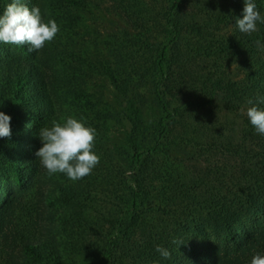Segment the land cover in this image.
<instances>
[{
    "label": "trees",
    "instance_id": "1",
    "mask_svg": "<svg viewBox=\"0 0 264 264\" xmlns=\"http://www.w3.org/2000/svg\"><path fill=\"white\" fill-rule=\"evenodd\" d=\"M28 2L60 31L35 52L0 44V264H153L157 245L172 252L161 264H248L264 250V136L244 114L264 95V25L238 31L243 0ZM78 10L119 23L104 54L79 45ZM68 115L97 130L100 162L78 181L34 155L38 129Z\"/></svg>",
    "mask_w": 264,
    "mask_h": 264
},
{
    "label": "clouds",
    "instance_id": "2",
    "mask_svg": "<svg viewBox=\"0 0 264 264\" xmlns=\"http://www.w3.org/2000/svg\"><path fill=\"white\" fill-rule=\"evenodd\" d=\"M234 24L245 34L257 32L258 25H264V14H261L257 0H243L241 15ZM59 31L56 20L51 17L45 20L40 6L30 5L28 0H7L0 8V44L17 47L27 44V50L35 52L53 41ZM244 114L255 132L264 136V95L249 98ZM11 134V116L0 111V138ZM36 135L41 145L34 155L49 176L62 173L71 181L82 180L100 162V155L95 150L97 130L83 117L68 115L53 120L41 126ZM173 243L178 248L184 241L174 239ZM155 252L160 259L153 264L171 259L172 252L168 247L157 245ZM248 264H264V250L255 252Z\"/></svg>",
    "mask_w": 264,
    "mask_h": 264
},
{
    "label": "rangeland",
    "instance_id": "3",
    "mask_svg": "<svg viewBox=\"0 0 264 264\" xmlns=\"http://www.w3.org/2000/svg\"><path fill=\"white\" fill-rule=\"evenodd\" d=\"M44 13H48L47 9L43 10ZM80 17L77 23L76 29L78 34L76 39L80 43H91V48H94L93 41L98 42L97 50H102L101 53H105V38L106 34L111 30H114L119 26V23L115 19H111L107 22H101L100 20L94 18L89 11L78 10L76 12ZM83 54V53H82ZM88 87L91 91L98 90L103 92V98L112 101L113 89L111 88L109 82L102 76L94 75L92 77H87ZM98 96V95H97ZM65 112V111H63ZM154 115L153 111H147L145 113L146 118H151Z\"/></svg>",
    "mask_w": 264,
    "mask_h": 264
}]
</instances>
